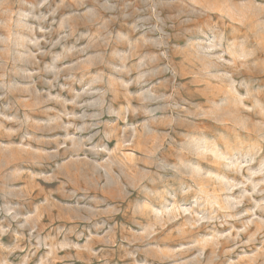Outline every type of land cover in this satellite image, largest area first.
<instances>
[{"label":"rangeland","instance_id":"obj_1","mask_svg":"<svg viewBox=\"0 0 264 264\" xmlns=\"http://www.w3.org/2000/svg\"><path fill=\"white\" fill-rule=\"evenodd\" d=\"M0 264H264V0H0Z\"/></svg>","mask_w":264,"mask_h":264}]
</instances>
